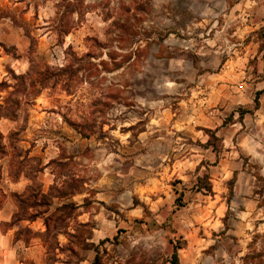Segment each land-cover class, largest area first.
I'll return each mask as SVG.
<instances>
[{
  "label": "rangeland",
  "instance_id": "rangeland-1",
  "mask_svg": "<svg viewBox=\"0 0 264 264\" xmlns=\"http://www.w3.org/2000/svg\"><path fill=\"white\" fill-rule=\"evenodd\" d=\"M20 176L47 264H264V0H0Z\"/></svg>",
  "mask_w": 264,
  "mask_h": 264
},
{
  "label": "crops",
  "instance_id": "crops-1",
  "mask_svg": "<svg viewBox=\"0 0 264 264\" xmlns=\"http://www.w3.org/2000/svg\"><path fill=\"white\" fill-rule=\"evenodd\" d=\"M29 180L23 176L18 179L10 180L11 190L8 193L4 190V194H8L6 201L0 207V264H47V256L45 259L38 260L36 256L37 247L42 246V244L37 245L33 242L34 239L40 238V234L46 230H35L33 224L39 217L34 219H29L25 217L20 221H23L25 227H29L36 233L35 237L27 238L20 234V228L22 227L20 223H14V215L19 210L18 201L16 194L23 195L29 187ZM45 193V192H44ZM46 229V225H45ZM19 233V236H18ZM39 252V250H38ZM61 262L66 264L58 254L56 255L53 264Z\"/></svg>",
  "mask_w": 264,
  "mask_h": 264
},
{
  "label": "trees",
  "instance_id": "trees-1",
  "mask_svg": "<svg viewBox=\"0 0 264 264\" xmlns=\"http://www.w3.org/2000/svg\"><path fill=\"white\" fill-rule=\"evenodd\" d=\"M74 25H75V24H72L71 27H73ZM61 31H62V32H68V31H69V27L62 29ZM28 36H29L30 38L33 37V36H31V34H28ZM259 93H260V92H258L257 94H259ZM256 101H257V99H256ZM207 189L210 190V189H211V186H209ZM16 196H17L18 206H20V204H22V203L24 202V198H23V196H21V195H19V194H16ZM1 206H2V205H1V202H0V207H1ZM17 214H18V212L16 213V215H14V218H13V222H14V223H16V222L19 223V220L25 218V217H19ZM28 218H29V219H34L35 216H31V215H30ZM45 224H46V226H47V230H46L45 232L41 233L40 235H44V234L49 230V224H48L47 220H45ZM23 229H25L26 232H28V231H29V232H30V231H33V230L30 229L29 227H21L19 232H22ZM72 235H73V234H72ZM18 236H19V233H18ZM54 259H55V258H54ZM54 259H53V258L50 256V254H49V259H48V260H52V262H51V263L49 262L48 264H53ZM97 259H98V257L96 258V260L94 261V263H96ZM171 263H172V264H179V258H178V254H177V246L174 247V253H173V258H172V260H171Z\"/></svg>",
  "mask_w": 264,
  "mask_h": 264
}]
</instances>
